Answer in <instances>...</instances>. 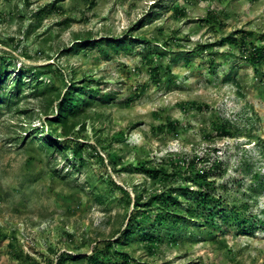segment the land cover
<instances>
[{"label": "rangeland", "instance_id": "obj_1", "mask_svg": "<svg viewBox=\"0 0 264 264\" xmlns=\"http://www.w3.org/2000/svg\"><path fill=\"white\" fill-rule=\"evenodd\" d=\"M209 13L216 24L205 22ZM239 31L264 46V0H0V57L12 75L45 73L38 88L30 73L17 101L0 109V264H58L119 241L139 196L199 189L185 176L193 161L196 170L215 168L214 200L194 222L156 232L152 249L142 234L117 249L151 264H264V189L255 194L264 184V64L255 68L221 42ZM127 35L135 37L129 54L84 48ZM72 80L114 98L66 127L51 124ZM50 137L81 152L53 150ZM141 163L177 175L152 180L135 169ZM239 215L250 220L245 228Z\"/></svg>", "mask_w": 264, "mask_h": 264}, {"label": "trees", "instance_id": "obj_2", "mask_svg": "<svg viewBox=\"0 0 264 264\" xmlns=\"http://www.w3.org/2000/svg\"><path fill=\"white\" fill-rule=\"evenodd\" d=\"M38 15L42 17V13H39ZM149 19L153 20L152 17H148V21H150ZM145 20L147 19L140 21L137 25L132 27L130 32L133 34L139 28L145 26ZM205 22L209 24H216L218 22V17L214 13H209L205 18ZM255 36L256 34L252 31H239L235 34V36L223 38L221 42L238 48L241 56L258 69L264 64V46H255L252 43ZM134 45L135 37H133V35H127L117 39L102 38L96 41L93 45L90 41H86L84 48L96 47L105 53L106 58H111V51L115 53L125 52L129 54L133 51ZM74 46L75 47H72L71 49L72 51H79L82 47L79 42L75 43ZM6 61L7 60L4 57H0V109L2 107H11L17 101L19 94H21L23 89L29 85V82H25L24 80L27 76H30V73H33L32 80L36 82L35 88L43 86V81L40 79L43 78L45 74L43 71H38L37 68L30 70L20 68L15 75H12L9 70L12 68L13 63L11 61L7 63ZM10 79L12 80V84L8 87L7 82ZM228 79H230V76ZM78 82L79 81L76 80L69 82V85L64 93V97H62L60 103L58 104L57 114L53 117V120H50L51 124H60L66 127L69 124L70 118L82 116L94 104L99 103L107 105L112 102L114 97L111 93H103L100 89L92 88L90 85L86 84L79 87L77 85ZM83 92L85 98L80 100L78 96L83 94ZM74 108L78 109L77 114L73 113ZM169 126L173 129L175 128L173 123H170ZM230 127V124L222 125L221 132L224 136L231 135ZM45 144L53 150H56L59 145H62L64 149L69 150V148H74V152L77 155L81 152L79 143L77 142L74 143V146H71L68 141L62 142L57 138L50 137ZM189 167L190 169L188 174H185L187 182H191L193 185L198 186V190L194 191L187 189V191L183 190L177 195L171 193L166 197L161 198L156 196L147 201H145L143 196H139L135 203L138 209L136 213L130 217L129 228L125 232L122 239L116 242L104 241L97 248H95L92 255L74 256L65 254L64 257L60 258L58 264H62L66 260L65 256L74 261H85L86 264H151L145 261L136 262L137 260L130 253L122 251V249H117V245L121 246L123 249L125 247H130L132 242H134L135 237L142 234L144 244L151 246L152 249L154 244L158 243L161 238V236L156 232L161 234L160 232H162L165 228H168L167 230L169 232H175L179 227L188 225L191 222H194V219L199 217L200 209L214 200L211 189L216 183L211 179L215 168L209 170H196L195 161H193ZM135 169L138 172L147 175L152 180L168 179L172 181L177 175L176 172L169 173L165 167H151L148 163H141L137 165ZM254 178L258 180L260 177L256 175ZM116 188L120 190L121 193L129 197V192L127 190L117 185ZM263 189L264 184L260 183L258 189L255 191V194L259 195ZM189 195H195L197 198V203L194 206L184 205V202L181 199L183 197L184 200H187ZM157 202H159L158 204H164V206H161L160 209L158 208V210H156L153 214L152 208ZM169 207H172L174 210H170ZM241 216L243 215H239L238 219H242L240 225L245 228L248 224H250V220L247 217H243V219ZM147 218H152L154 220L153 226L148 229H142V223L145 222ZM256 228L257 227L255 225L251 229ZM139 242L140 241H138V243Z\"/></svg>", "mask_w": 264, "mask_h": 264}]
</instances>
